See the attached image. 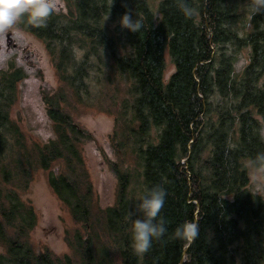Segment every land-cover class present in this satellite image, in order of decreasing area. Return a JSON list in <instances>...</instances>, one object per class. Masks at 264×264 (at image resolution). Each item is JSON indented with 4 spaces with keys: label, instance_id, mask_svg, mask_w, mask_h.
Listing matches in <instances>:
<instances>
[{
    "label": "trees",
    "instance_id": "16d2710c",
    "mask_svg": "<svg viewBox=\"0 0 264 264\" xmlns=\"http://www.w3.org/2000/svg\"><path fill=\"white\" fill-rule=\"evenodd\" d=\"M63 2L45 26L17 25L41 40L57 77L43 92L54 138H27L12 116L26 72L0 71V264H264V199L246 164L264 167V0ZM125 12L143 17L139 32L120 27ZM86 109L114 120L108 207L83 151L96 143ZM38 170L76 224L63 256L30 245L37 213L23 193ZM155 185L167 231L138 254L127 216L142 218L137 197ZM185 221L196 238L175 236Z\"/></svg>",
    "mask_w": 264,
    "mask_h": 264
},
{
    "label": "rangeland",
    "instance_id": "374dc122",
    "mask_svg": "<svg viewBox=\"0 0 264 264\" xmlns=\"http://www.w3.org/2000/svg\"><path fill=\"white\" fill-rule=\"evenodd\" d=\"M59 2L65 9L63 0ZM19 30V35L14 34V29L0 33V71L9 69L12 65L25 70L26 77L18 85L19 97L12 116L20 123L27 138L33 139L35 143H46L53 137L45 141L42 133L49 130L53 132V129L47 115L43 92H54L58 81L41 40ZM8 34H11L9 42ZM174 69L168 57L166 78L170 77ZM80 115L82 125L96 138V143H84L83 151L99 204L101 207H108L115 201L117 187V180L105 157L114 159L109 140L114 120L96 110L86 109ZM246 164L250 174L251 192L264 199V167ZM48 174V171H36L28 190L23 193V199L30 201L37 213V225L30 234V245L35 252H43L48 248L54 254L63 256L72 252L67 238L76 228V224L69 209L49 186Z\"/></svg>",
    "mask_w": 264,
    "mask_h": 264
},
{
    "label": "clouds",
    "instance_id": "9594fccd",
    "mask_svg": "<svg viewBox=\"0 0 264 264\" xmlns=\"http://www.w3.org/2000/svg\"><path fill=\"white\" fill-rule=\"evenodd\" d=\"M62 8L59 0H0V33H7L14 29L19 35L18 22L24 16L32 25L45 26L48 18ZM186 16L194 15L195 10L183 9ZM121 28L131 32H139L144 27L143 17L132 16L125 12L119 19ZM45 141L54 138L52 131L42 133ZM166 191L160 185L145 188L137 197L134 211L142 214L133 219V211H129L127 219L130 221L131 244L138 254H142L151 247L154 240L159 239L167 231L160 211L165 204ZM175 236L182 239H194L199 234V226L195 222L185 221L175 229Z\"/></svg>",
    "mask_w": 264,
    "mask_h": 264
},
{
    "label": "water",
    "instance_id": "95a60500",
    "mask_svg": "<svg viewBox=\"0 0 264 264\" xmlns=\"http://www.w3.org/2000/svg\"><path fill=\"white\" fill-rule=\"evenodd\" d=\"M10 39H11V34H8V35H7V40H8V42H9Z\"/></svg>",
    "mask_w": 264,
    "mask_h": 264
}]
</instances>
